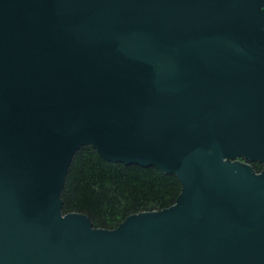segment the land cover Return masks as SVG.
Returning a JSON list of instances; mask_svg holds the SVG:
<instances>
[{"label":"water","instance_id":"1","mask_svg":"<svg viewBox=\"0 0 264 264\" xmlns=\"http://www.w3.org/2000/svg\"><path fill=\"white\" fill-rule=\"evenodd\" d=\"M180 181L114 230L63 213L83 146ZM264 0H0V264H264Z\"/></svg>","mask_w":264,"mask_h":264},{"label":"trees","instance_id":"2","mask_svg":"<svg viewBox=\"0 0 264 264\" xmlns=\"http://www.w3.org/2000/svg\"><path fill=\"white\" fill-rule=\"evenodd\" d=\"M252 166L259 170L262 165ZM180 187L175 174L113 162L86 145L72 159L60 199L64 214H84L95 228L114 230L128 216L175 205Z\"/></svg>","mask_w":264,"mask_h":264},{"label":"built area","instance_id":"3","mask_svg":"<svg viewBox=\"0 0 264 264\" xmlns=\"http://www.w3.org/2000/svg\"><path fill=\"white\" fill-rule=\"evenodd\" d=\"M262 166H261V168L259 169V170H255L257 173H261L262 172V170H263V168H264V165L263 164H261ZM253 167V166H252Z\"/></svg>","mask_w":264,"mask_h":264},{"label":"flooded vegetation","instance_id":"4","mask_svg":"<svg viewBox=\"0 0 264 264\" xmlns=\"http://www.w3.org/2000/svg\"><path fill=\"white\" fill-rule=\"evenodd\" d=\"M254 163H255V164H257V165H258V164H259V165H261V164H260V163H258V162H254ZM254 163H253V164H254Z\"/></svg>","mask_w":264,"mask_h":264}]
</instances>
